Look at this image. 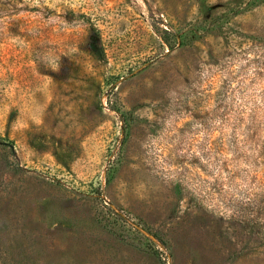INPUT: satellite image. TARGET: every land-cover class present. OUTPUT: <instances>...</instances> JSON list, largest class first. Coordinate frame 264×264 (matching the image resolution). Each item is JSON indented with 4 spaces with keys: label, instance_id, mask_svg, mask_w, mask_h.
<instances>
[{
    "label": "rangeland",
    "instance_id": "374dc122",
    "mask_svg": "<svg viewBox=\"0 0 264 264\" xmlns=\"http://www.w3.org/2000/svg\"><path fill=\"white\" fill-rule=\"evenodd\" d=\"M0 264H264V0H0Z\"/></svg>",
    "mask_w": 264,
    "mask_h": 264
}]
</instances>
